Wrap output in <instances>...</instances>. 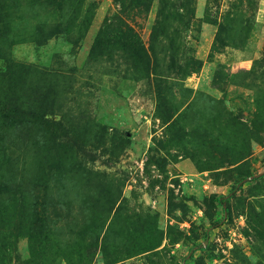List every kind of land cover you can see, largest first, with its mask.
<instances>
[{"label":"rangeland","instance_id":"1","mask_svg":"<svg viewBox=\"0 0 264 264\" xmlns=\"http://www.w3.org/2000/svg\"><path fill=\"white\" fill-rule=\"evenodd\" d=\"M0 264H264V0H0Z\"/></svg>","mask_w":264,"mask_h":264},{"label":"trees","instance_id":"2","mask_svg":"<svg viewBox=\"0 0 264 264\" xmlns=\"http://www.w3.org/2000/svg\"><path fill=\"white\" fill-rule=\"evenodd\" d=\"M127 48L139 56L138 60L143 63V66L146 67V71L149 72L150 58L147 55V51L145 50V47L142 45L141 46L138 45V47H135V46H132V44H129ZM140 52H142V55H139ZM152 73L155 75H159L155 72H152ZM245 181H246V178H241L240 180L236 182V185L232 187L226 195H220L216 198V201L222 207L223 212L225 213L229 212V208H228L229 201L234 196L236 191L242 188V185Z\"/></svg>","mask_w":264,"mask_h":264}]
</instances>
